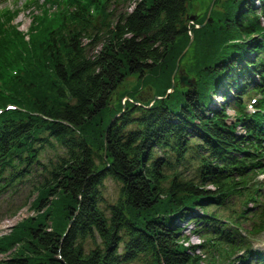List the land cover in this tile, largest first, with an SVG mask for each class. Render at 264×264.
Listing matches in <instances>:
<instances>
[{"label": "trees", "instance_id": "obj_1", "mask_svg": "<svg viewBox=\"0 0 264 264\" xmlns=\"http://www.w3.org/2000/svg\"><path fill=\"white\" fill-rule=\"evenodd\" d=\"M39 1L30 44L0 10V192L38 181V216L0 264H264V0H223L204 24L191 0H53L51 26ZM190 31L194 81L167 92ZM130 76L152 96L112 106ZM107 176L120 186L102 205Z\"/></svg>", "mask_w": 264, "mask_h": 264}, {"label": "rangeland", "instance_id": "obj_2", "mask_svg": "<svg viewBox=\"0 0 264 264\" xmlns=\"http://www.w3.org/2000/svg\"><path fill=\"white\" fill-rule=\"evenodd\" d=\"M31 1H33V0H0V10L4 7L10 8V10L12 12H15L13 10H18V12H16L14 14V17H13L11 23L13 25H15L19 31H21V33L23 34L24 40L26 41L27 44H30V41H31L30 31H31V23H32V20H31L32 12L34 11V14L39 13L40 15H44L40 11L41 8L29 7V5H26V4H29ZM40 1L42 2L44 0H40ZM55 1H53V0H45L44 1V8L47 9V11L45 13L46 14L45 17H46L47 22L50 24V26L54 25L57 22L56 15L58 13L59 7H55ZM222 1L223 0H219L217 5L214 6V0H191L190 4L188 6V10H187V13L189 16L188 19H189L190 23H193L196 19H204L202 22V24H204L206 22V19L209 16L212 8H214V10H215V13L213 14L214 18H218L220 16L219 11H221V9L223 7ZM119 9L120 10L131 9V6L128 5L126 7L125 3H122V4H120ZM50 26H49V29H50ZM35 35H38V33H35ZM39 36L43 37L42 34H40ZM190 38H192V39H189V42L186 44V46L184 47L181 54L178 56V58L176 60V64H175L176 71L174 73L173 80H172V83L174 84V86H175V84H179L183 87H187V86L182 85L180 83L179 78H180V75H184V76H188V79H189L190 75L185 71L184 67H185V64H188V62L190 60H189V57L185 56L183 58V60L180 61L179 57L184 52H186L189 48H191V44H192V40H193V37L191 35V31H190ZM13 62H15V61H12L10 63H13ZM176 65H177V67H176ZM10 72L12 74H16V72L13 69L10 70ZM171 77H172V75H171ZM138 80H139V78H137L135 76L127 77L123 81V83L120 84L118 86V88L115 90V94L113 95V98H112V106H113V104H114V106H117L120 101L124 102L126 100V98L124 96H131V94H134L135 97H139L136 99L132 98L133 100L139 101V103L141 100H143V102H144L147 99H149L152 96L153 90L152 89L146 90V85H148V84L144 83V82L142 84H140V81H138ZM1 85H2V82L0 81V88H2ZM170 88H171V86H170ZM170 88L167 89V92L172 91V89H170ZM140 90L142 92V96H139ZM144 90H146V91L143 93ZM228 91L230 94H232V89L229 88ZM222 100H223V98L221 96H217V97H215V99L212 102H214V105H215L216 103H218ZM139 103L135 102L134 104L140 105ZM126 104H127V102L125 103V105ZM247 104L249 105L247 107V109L252 110V107H250L251 104H249L248 101H247ZM226 105H227V112L231 117L230 119H233L235 111L231 107H228L229 102ZM106 112H107L106 110L103 111L104 114ZM117 115H119V114H117ZM237 131L241 132V131H243V129L241 127H238ZM48 152L50 155H54V153H52L51 150H48ZM159 155L162 156L163 153L160 152ZM41 160H44V156L41 157ZM186 166H189V168L193 167V165H191V163L189 164V162L187 163ZM183 168H184V166L180 167V169H183ZM256 177L260 182V190L264 193V171L259 172L256 175ZM27 181L29 182V185L22 184L19 186V184H18V188L14 191L0 192V245L7 248V251L5 252V254L9 253L11 250H14L16 252L21 251V243L19 241H17L18 237H19V234H17V233H18V231H20L17 228V226L22 221V218H24V217L25 218H27V217L36 218L38 216V213L36 211H34L32 209V207L30 206L31 201L35 196V193L33 191V187H31V186L33 183L38 182L37 177L31 176ZM119 186H120V183L117 182L116 180H114L110 176H107L103 180V184H102L100 190H101V195L103 196L105 201H104V203H102V205H105V204L108 205V203L114 202L116 200L117 195H118ZM213 209H212V207L209 208L210 211ZM183 224H185V222H183ZM248 224L249 223H247V222H242V225H241V229L243 231L245 230L244 231L245 234H247L246 229H249ZM191 226H192V223H189L187 225V227L184 229V231L186 233L185 235H188V237H189V243L190 244L200 243V237L198 235H196L194 233L189 234L188 230L191 228ZM10 237H13L14 242L9 245V244H7V240ZM250 241H251L252 247L255 250L262 252L264 254V232H262L261 234L259 233V235L257 237H252L250 239ZM3 256H4V254H2V255L0 254L1 258ZM126 264H140V262L132 260V261L127 262ZM235 264H239V263L236 262ZM254 264H256V263H254Z\"/></svg>", "mask_w": 264, "mask_h": 264}, {"label": "water", "instance_id": "obj_3", "mask_svg": "<svg viewBox=\"0 0 264 264\" xmlns=\"http://www.w3.org/2000/svg\"><path fill=\"white\" fill-rule=\"evenodd\" d=\"M190 39H192V38H190ZM176 67H177V65H176ZM175 71H176V68H175L174 71H173L172 79H173V76H174ZM179 79H180V83H181L182 85H185V86H190V85L192 84V82L194 81V79H192V82H191V81L188 79V76H184V75H180V78H179ZM173 86H174V84L172 83L170 89H173Z\"/></svg>", "mask_w": 264, "mask_h": 264}]
</instances>
